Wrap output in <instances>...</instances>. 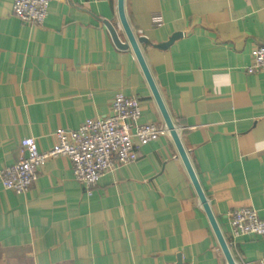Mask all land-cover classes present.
<instances>
[{
    "label": "crops",
    "instance_id": "obj_1",
    "mask_svg": "<svg viewBox=\"0 0 264 264\" xmlns=\"http://www.w3.org/2000/svg\"><path fill=\"white\" fill-rule=\"evenodd\" d=\"M0 0V168L24 137L48 148L56 128L109 115L113 96L140 102L139 123L166 127L130 46L117 0H51L42 24ZM128 26L176 128L234 264H264V239L233 237L228 214L264 217V0H123ZM158 16L159 23L153 21ZM180 35L164 48L156 47ZM0 264H228L168 132L87 187L66 156L28 190L0 179Z\"/></svg>",
    "mask_w": 264,
    "mask_h": 264
},
{
    "label": "built area",
    "instance_id": "obj_2",
    "mask_svg": "<svg viewBox=\"0 0 264 264\" xmlns=\"http://www.w3.org/2000/svg\"><path fill=\"white\" fill-rule=\"evenodd\" d=\"M51 0H14L12 14L21 21L42 24ZM158 16L153 21L160 22ZM248 73L264 72V46L250 51ZM140 102L133 96L116 93L111 101L110 113L104 117L88 118L77 128H56L51 133L52 144L38 148L35 138L21 139V155L15 163L0 168L2 187L15 194L25 193L38 178L41 166L50 158L66 156L75 180L87 187L94 185L104 173L118 165L137 158L138 144L156 141L169 131L154 122L139 123ZM233 237L254 234L264 239V217L253 207H240L228 214Z\"/></svg>",
    "mask_w": 264,
    "mask_h": 264
},
{
    "label": "water",
    "instance_id": "obj_3",
    "mask_svg": "<svg viewBox=\"0 0 264 264\" xmlns=\"http://www.w3.org/2000/svg\"><path fill=\"white\" fill-rule=\"evenodd\" d=\"M117 10H118V17H119V21H120V24L122 26V29L125 33V36L127 38V43H123L120 41L118 35H117V32L115 30V28L108 22H106V25L110 31V34L112 36V39L115 43L116 46H118L119 48H126L127 46H130L133 50V52L135 53L137 59H138V62L142 68V71L145 75V78L149 84V87L153 93V96H154V99L160 109V112L162 114V117H163V120L165 122V125L175 143V146L177 148V151L179 153V156L180 158L182 159L185 167H186V170L189 174V177L193 183V186L196 190V193L198 195V198L200 200V203L202 204V207L208 217V220L210 222V225L215 233V236L219 242V245L228 261V264H234L232 258H231V255L229 253V250H228V247H227V244L224 240V237L222 236V233L218 227V224L209 208V205L207 204V201H206V198L203 194V191L196 179V176L192 170V167L189 163V160H188V157H187V154H186V151L184 150L180 140H179V137H178V134L176 132V128L174 126V124L172 123L170 117L168 116L167 114V111L162 103V100L157 92V89L154 85V82L150 76V73L146 67V64L142 58V55L140 53V50H139V47H138V43L139 42H147L146 38L145 37H138V38H135V36L133 35V33L131 32L129 26H128V23L126 21V18H125V14H124V8H123V0H117ZM180 34L179 33H176V34H173L168 41L166 42H163V43H160V44H156V47L158 48H164L166 47L168 44H170L173 40H175Z\"/></svg>",
    "mask_w": 264,
    "mask_h": 264
}]
</instances>
